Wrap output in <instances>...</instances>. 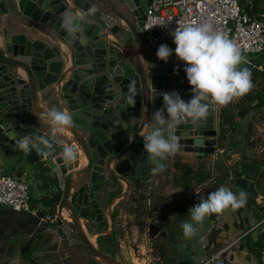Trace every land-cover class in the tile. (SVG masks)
<instances>
[{"label":"water","instance_id":"obj_1","mask_svg":"<svg viewBox=\"0 0 264 264\" xmlns=\"http://www.w3.org/2000/svg\"><path fill=\"white\" fill-rule=\"evenodd\" d=\"M145 10L143 0H0V131L9 149L40 172L45 167L61 194L53 209L0 210L8 234L19 227L29 238L23 254H31L35 239L49 240L48 246L57 243L74 259L124 264L92 241L115 223L98 194L132 188L138 180L149 196L155 164L143 138L163 107L161 93L175 91L186 102L192 97L185 64L174 54L167 63L159 60L146 39ZM66 12L78 18L82 31L69 34L62 27ZM52 107L71 113L74 126L52 133L42 117ZM221 110L210 104L206 119L180 123L174 157L213 156ZM26 135L48 144L25 152L17 144ZM66 146L77 153L71 163L62 155ZM28 260L38 264L33 255Z\"/></svg>","mask_w":264,"mask_h":264},{"label":"clouds","instance_id":"obj_2","mask_svg":"<svg viewBox=\"0 0 264 264\" xmlns=\"http://www.w3.org/2000/svg\"><path fill=\"white\" fill-rule=\"evenodd\" d=\"M94 9L89 10V15ZM62 27L69 33L82 31L78 18L71 12L62 17ZM175 50L162 44L158 47L157 58L165 63L174 54L185 64L184 72L192 89V97L184 101L177 92H162L163 107L153 113V128L144 136V151L155 167L152 175L166 171L163 161L174 156L179 148L176 127L187 119L199 122L207 118L210 104L226 107L233 100L248 95L252 88L251 72L246 58L242 56L239 46L222 31L215 30L211 23L179 25L171 33ZM127 101L135 103L134 83L129 85ZM42 117L51 125L52 133H59L74 126L71 113L52 107ZM41 144H48L44 137L23 136L17 147L25 152L39 151ZM63 158L71 163L77 158L76 150L71 146L63 149ZM182 190V189H181ZM180 190V191H181ZM179 192V191H178ZM248 194L244 190L234 193L226 186H220L206 199L189 210L191 222L185 220L181 225L185 238H192L206 216L221 214L227 209L236 211L246 206Z\"/></svg>","mask_w":264,"mask_h":264},{"label":"crops","instance_id":"obj_3","mask_svg":"<svg viewBox=\"0 0 264 264\" xmlns=\"http://www.w3.org/2000/svg\"><path fill=\"white\" fill-rule=\"evenodd\" d=\"M147 3L148 0H146V4ZM220 123L221 114L218 129H220ZM6 143L7 139L0 131V166H2L0 171H11L12 175L25 180L27 177L32 175L34 181L38 183V206L44 207L46 210H48V204H50L51 198L56 193L58 186L52 182L51 177L48 175V171L45 169V167H42L40 172L37 168L32 167L31 161H25V159H23L22 153H19L15 149H9V146ZM221 149L224 151V153L219 160L213 159V156H196L195 154L186 153L179 154L178 157L182 158L183 163L190 164L195 169H197L199 166L201 161L200 157H207L205 160L210 166H212L213 177L207 182V184L200 186L197 190H189L175 186L173 179L176 174H179V171L174 167V160L176 157L168 156L164 162L166 165V171L157 175H152L155 185L151 187L149 196H147L145 192V184H140L138 180L133 184L132 188L127 189L125 185L122 189L120 188L117 191L114 189L112 193L106 194L101 192L98 194L101 207L105 209L107 215L113 214L115 223L113 228L111 226H107L104 230L99 231L96 237L101 238L104 241V245H106V242L108 244V237H113L116 244L119 242L120 249L116 250L115 252H117V257L121 261L120 257L122 255L125 257L132 255L131 251L125 250L124 247L129 244V239L132 240V245L134 246H138L137 243L140 244L141 239L152 240L150 235L152 233L151 231H153V229L156 227L159 229V213L160 211L162 213V210L165 209L166 203L169 205V202H171V205L173 203V206L177 205L175 217L177 218L178 222H176L174 228L185 220L189 221L191 219L189 210L197 205L201 199H206L211 192L217 190L220 186H226L230 188L227 184L231 181V177H233L232 169H240L243 167L242 162H240L239 159H236L237 156L231 154V150H225L223 147H221ZM223 166H225V168H223ZM245 166L247 167V170H249V164H245ZM249 172L250 171H248V174L245 177L250 183H253L254 181L257 183V187L260 189V195L258 196L256 202H247L245 209L241 213L235 211L237 212L239 219L240 216L247 218L244 220L246 224H250L251 222L257 223L262 217H264V183H261L260 181L262 176L252 177L253 172ZM228 173H230V178L226 179ZM107 196L109 197L108 199L106 198ZM148 198L150 201H148ZM156 204H158L159 207L156 212H153L152 209ZM7 208L9 207L0 205V210ZM180 215L183 216V220H180ZM138 217L143 218L139 219ZM212 217V214L209 215V217L206 216V218L211 219V224L214 223L216 226H219V230H222L220 234H216L217 236L215 242H213L212 245L219 246L218 244L222 240L221 238H224V241L227 242V245L220 253H225L226 256H229L230 259H227L228 261H230L232 264H263L260 259L261 249L257 248V253L259 255L258 257L251 250V246H254V242L258 240L259 237L249 239V241L246 242V245L242 244L240 252H237L236 249L232 247L236 244L237 240L240 241L239 237L236 239L230 238L229 242L226 241V239H228L227 236L231 237V234L234 235L235 232L240 230L243 226H245V224L242 225L240 221H238L239 219L236 220L235 218H233L230 223L219 222L220 214H214V218ZM134 218L137 219V223L131 226L127 232H124L126 225L130 224V222H133ZM7 226L8 225L5 223V220L2 221L0 219V264H26L25 261L21 260L20 258L21 254L19 247V245L22 243L20 240L23 241L21 237L25 238L26 236H16V234H13V230L15 228H13L12 231L9 230L10 232L8 234L6 231ZM120 227H122V229ZM18 229L19 227L16 228V230ZM160 231L162 232L161 228ZM154 233L157 234L153 238H161L159 237L160 232ZM239 234L240 231L238 232V235ZM117 236H120V239ZM218 238H220V240H218ZM177 239L178 237H174V240L178 241ZM48 241L49 240H44V243L48 244ZM92 241L93 243L97 244L94 242L95 240ZM10 250L13 251L12 254L9 253ZM247 251H249V254ZM52 253H58V251H52ZM223 256V259H226L225 255ZM33 257L39 264H60L57 261H54L53 263V257H45L42 253H38ZM172 261L173 259L171 262ZM187 263L193 264L191 259H187Z\"/></svg>","mask_w":264,"mask_h":264},{"label":"rangeland","instance_id":"obj_4","mask_svg":"<svg viewBox=\"0 0 264 264\" xmlns=\"http://www.w3.org/2000/svg\"><path fill=\"white\" fill-rule=\"evenodd\" d=\"M242 1L243 0L240 1V4L242 3ZM245 1L247 2V0ZM143 5L145 7L147 6L146 0H143ZM253 60L255 62L260 61V58L256 57ZM247 64H249V62H247L246 64H242L240 67L242 68L246 67ZM261 89L262 87L258 88L253 84V88L248 95L239 98L238 100H233V104L235 105V110H234L235 113L238 111L239 107L244 102L246 101L249 102V99H251L249 96L256 95L259 92L261 93L260 91ZM233 142H234L233 146L229 147L231 150V154L237 156L236 159H239L240 162L243 163V161H247L245 158L247 157L249 161L251 160L254 162L257 161L259 163H264V110L252 111L246 118L240 120V124L239 126H237V130L233 136ZM228 146L227 145L223 146V148L225 150H228L227 148ZM247 147H249L248 150H246ZM1 168L2 166H0V169ZM0 175H8L12 177L14 176L11 174V171H7V170H5L4 172L0 171ZM26 182L30 186V196H31L30 204L32 209L46 210L44 207L38 206L39 205L38 183L34 181L33 176L30 175V177H27ZM173 204L171 205V202H169V205L168 203H166L165 209L162 210V213L161 211L159 213V217L161 221L159 223V226H161L163 232L162 237L156 239L153 238L157 234L154 233L156 232L155 230L158 228L156 227L155 229H153V231H151L152 233L150 234L152 240L141 239L140 244L137 243L138 246L132 245V240L127 239L129 241V244H127L124 247L125 250L131 251L132 255L127 257L122 255L120 257L122 263L124 264H188L187 259H191L193 264H215L223 260L224 258L223 255H225L226 259H230V257L226 256L225 253L223 254L220 253L227 245V242L224 241V238H221L222 240L218 244L219 246L212 245V243L215 242L217 236L216 234L218 233L220 234L222 230L221 229L219 230V226H216L214 223L211 224V219L205 217L201 225H195V227L197 228V232L190 239L185 238L183 235V230L181 225L185 221L180 223L178 226L174 228L178 220L175 217L177 205L173 206ZM138 218L140 219L143 217H138ZM233 218L238 220L239 216L237 215V212L229 208L220 214L219 222L230 223ZM246 219H247L246 217L244 218L240 216V219L238 221H240L242 225L245 224V226H243L240 230H237L234 235L231 234V237L227 236L228 239H226V241L229 242L230 238L236 239L237 237H239L240 241L237 240L236 244L232 246L234 247V249H236L237 252H240L242 244L246 245V242L249 241V239H254L259 237V233L251 231L255 223L251 222L250 224H246L244 222V220ZM189 222H191V219L189 220ZM136 223H137V219L134 218L133 222H130V224L126 225L124 232H127L129 228ZM120 228L122 229V227ZM239 231L240 234L238 235ZM175 232L179 234L182 232L181 233L182 235H180L182 238L177 239L178 240L177 243L178 254L176 255L177 257L175 256L176 253H174L173 250L170 251L167 250V248H165V244L174 238L172 233ZM118 238L120 239V236ZM183 238L187 241L185 242V244L187 243V246L185 247L182 246V242L179 243V241L183 240ZM157 239L162 240V243ZM218 240H220V238H218ZM157 245L165 249L166 254L164 256L159 254L160 251L157 248ZM117 246L120 247L119 242ZM254 248L256 249V251L258 250L256 247ZM247 253L249 254V251H247ZM172 259L173 261L171 262Z\"/></svg>","mask_w":264,"mask_h":264},{"label":"built area","instance_id":"obj_5","mask_svg":"<svg viewBox=\"0 0 264 264\" xmlns=\"http://www.w3.org/2000/svg\"><path fill=\"white\" fill-rule=\"evenodd\" d=\"M247 3L252 6V0H247ZM145 18V37L155 53L162 44L174 52L171 33L177 26L205 22L211 23L215 30L222 31L233 40L247 62L250 56L264 52V13H250L240 4V0H148ZM223 153L220 145L215 142L213 159H221ZM30 202V186L25 179L0 175L1 206L17 212L36 213ZM52 218L48 214L47 219ZM251 231L259 233L263 238L260 254L264 264V217L253 225Z\"/></svg>","mask_w":264,"mask_h":264},{"label":"trees","instance_id":"obj_6","mask_svg":"<svg viewBox=\"0 0 264 264\" xmlns=\"http://www.w3.org/2000/svg\"><path fill=\"white\" fill-rule=\"evenodd\" d=\"M241 1V0H240ZM245 1V0H243ZM242 5L246 7V10L250 13L260 14L264 13V1L263 0H252V6L248 4L246 1L243 2ZM260 58V61H254L255 58ZM249 71L251 72V78H252V84L254 86L262 87L260 90L261 93H257L256 95L249 96L251 99H249V102H244L238 109V111L235 113V105L233 102H231L226 107H223L221 110V123H220V134L216 141L220 147L228 146V150H230L229 147H232L233 142V136L234 133L237 130V126L240 124V120L246 118L252 111L257 110H264V53L257 55V56H250L249 57V64L246 66ZM256 102V103H253ZM249 147L246 148L248 150ZM201 161L199 163V166L197 169H195L190 164H186L182 162L181 157H176L175 159V168L179 171V174H176L174 176V183L177 187H182L189 190H197L200 186L207 184V182L213 177L212 175V166L208 164V162L205 160L207 157H200ZM204 158V159H203ZM247 161H244L242 163L243 167L240 169H232L233 177L231 181L227 184L229 185L230 189L234 193H239L240 190H244L248 194L247 202L248 203H254L257 201L259 193V188L257 187V183L254 181L253 183H250L249 180L245 177L248 174V171L253 172L252 177L262 176L264 178V163H259L257 161H249L247 157H245ZM251 163V164H250ZM245 164H249V170H247V167ZM225 168V166H223ZM249 172V173H250ZM230 178V173L227 174L226 179ZM52 182L57 185V180H52ZM60 193L56 192L53 195V199L51 198L49 208H54V202H56L60 198ZM159 205L156 204L154 208L152 209L153 212H156ZM245 207L236 210L238 213H241ZM212 218H214V214H212ZM180 220H183V216H179ZM161 222V221H160ZM161 226H159V229L156 230V232L160 231ZM108 241L113 244L114 239L113 237H108ZM263 238L261 235H259L258 240L254 242V246H251L252 252L259 256L256 248L261 249L262 247ZM261 259V257H260ZM215 264H232L227 259H223L222 261L215 263Z\"/></svg>","mask_w":264,"mask_h":264},{"label":"flooded vegetation","instance_id":"obj_7","mask_svg":"<svg viewBox=\"0 0 264 264\" xmlns=\"http://www.w3.org/2000/svg\"><path fill=\"white\" fill-rule=\"evenodd\" d=\"M174 167H175V160H174ZM16 228L17 227H15V229L13 230V234H16V236H24V235H22V231L20 230V228L18 230H16ZM159 232H160L159 237H162L163 232H161V231H159ZM181 233L179 234V233L175 232L172 234H173V237H175V238L178 237L181 239L182 238V237H180V235H182ZM21 239H23V241L20 240V242H22V243L21 244L19 243L20 245L18 244L20 247V254H21L20 258H21V260L25 261L26 264H30L29 260H28V256L31 257V255L34 256L38 253H42L45 257L48 256V258L53 257V259H52L53 263H54V261L55 262L57 261L60 264H100V263H96L95 259H90V261H87V259L83 255L81 256L82 258H78V257L76 258L75 257V259H74L73 257L68 256V254L65 251H59V244L56 243L52 246H48L47 243H44V240L37 241V239H35V241H33V243L30 245L31 254H29V253L23 254L22 250L25 249V246L28 243L29 238L21 237ZM159 241L162 243V240H159ZM35 242H38V243L35 244ZM181 242H182V246H184V247L187 246V243L185 244V242H187V241L184 238H183V240L179 241V243H181ZM96 243H97V246L102 251L118 258L117 252H115V251L119 250L120 247L117 246L118 244H116V242H113V244L109 243V242L107 244V242H106V245H104V241L101 238H99L96 241ZM177 243H178V241L174 240V238H173L171 241H169L168 243L165 244V248H167V250H170V251L173 250L174 253L178 254ZM157 248L160 251V253L158 252L160 255L164 256L166 254L165 249L161 248L159 245H157ZM56 250L58 251V253H52V251H56ZM182 250H183V248H182ZM12 252H13L12 250L9 251L10 254H12Z\"/></svg>","mask_w":264,"mask_h":264},{"label":"bare ground","instance_id":"obj_8","mask_svg":"<svg viewBox=\"0 0 264 264\" xmlns=\"http://www.w3.org/2000/svg\"><path fill=\"white\" fill-rule=\"evenodd\" d=\"M264 53V52H263ZM262 54V53H261Z\"/></svg>","mask_w":264,"mask_h":264}]
</instances>
